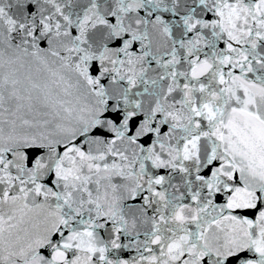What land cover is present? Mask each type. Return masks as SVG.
<instances>
[{
  "label": "snow or ice",
  "instance_id": "obj_1",
  "mask_svg": "<svg viewBox=\"0 0 264 264\" xmlns=\"http://www.w3.org/2000/svg\"><path fill=\"white\" fill-rule=\"evenodd\" d=\"M0 264H264V0H0Z\"/></svg>",
  "mask_w": 264,
  "mask_h": 264
}]
</instances>
